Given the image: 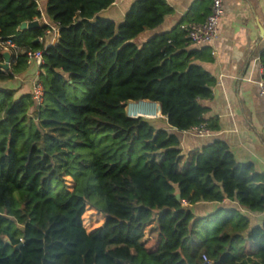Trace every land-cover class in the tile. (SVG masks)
<instances>
[{"label": "trees", "instance_id": "16d2710c", "mask_svg": "<svg viewBox=\"0 0 264 264\" xmlns=\"http://www.w3.org/2000/svg\"><path fill=\"white\" fill-rule=\"evenodd\" d=\"M115 0H48L59 24L39 79L44 101L0 89V264H264V222L241 210L199 217L202 203L236 202L264 213V174L216 140L183 153L178 133L207 124L215 79L180 25L136 40L172 13L166 0H137L122 24L100 17ZM37 0H0V40L20 50L8 82L31 65L48 28ZM260 61L264 71V51ZM4 62L0 46V64ZM160 107V120L131 119V103ZM174 130V131H173ZM66 178L74 182L69 190ZM185 204V205H184ZM87 205L106 217L87 233ZM156 224V237L146 228ZM22 240V241H21ZM20 246V249L18 247Z\"/></svg>", "mask_w": 264, "mask_h": 264}, {"label": "crops", "instance_id": "0c3cea01", "mask_svg": "<svg viewBox=\"0 0 264 264\" xmlns=\"http://www.w3.org/2000/svg\"><path fill=\"white\" fill-rule=\"evenodd\" d=\"M48 0H37L46 19L45 8ZM137 0H115V3L100 14V17L115 22L118 26ZM172 13L158 28L142 34L136 42L144 44L156 35L170 33L180 24L202 23L211 12L212 0H166ZM224 15L219 26V38L212 46L190 45L188 50L206 48L210 61L198 62L214 79L212 99L204 102L207 113L204 120L216 129L211 136L198 138L191 132L178 133L183 153L220 140L228 144L239 164H252L255 171L264 174V98L260 95L259 83L264 80L260 61L264 51V0H225ZM40 27L43 21L37 20ZM59 35H48L40 39L44 46H55ZM215 52V55H212ZM38 68L31 61L29 69L8 82H0V88L17 91V98L32 94ZM156 107V106H155ZM153 105L150 118H160L161 112ZM155 108V109H154ZM160 127H167L162 117ZM207 126V124H204ZM174 131V130H173ZM219 209L241 210L248 216L251 225H262L264 213L250 214L236 203H202L193 207L199 216H206Z\"/></svg>", "mask_w": 264, "mask_h": 264}, {"label": "built area", "instance_id": "2783aa9c", "mask_svg": "<svg viewBox=\"0 0 264 264\" xmlns=\"http://www.w3.org/2000/svg\"><path fill=\"white\" fill-rule=\"evenodd\" d=\"M224 1L225 0H212L211 12L204 22L185 23L180 25V29L185 32V38L189 41L190 44L198 47H205L212 46L218 40L219 26L224 15ZM40 21H43V25L48 28V30L46 31L48 35H59V24H53L46 19H40ZM0 46L3 53L9 52L11 54L10 65L12 66V64L17 61L20 54L18 46L12 38L0 40ZM48 48L49 46H45V48L42 50L28 53V55L31 57V60L34 61L38 68L32 90V97L37 106H41L44 101V88L39 79V76L41 74V67L44 65L45 57L48 55ZM212 55H215V52H212ZM259 88L260 95L264 98V80L259 83ZM188 132H191L198 138H206L211 136V131L204 124ZM203 259L206 264H211L207 256H204Z\"/></svg>", "mask_w": 264, "mask_h": 264}, {"label": "rangeland", "instance_id": "374dc122", "mask_svg": "<svg viewBox=\"0 0 264 264\" xmlns=\"http://www.w3.org/2000/svg\"><path fill=\"white\" fill-rule=\"evenodd\" d=\"M138 43V42H137ZM1 84V83H0ZM2 89V88H0ZM149 103V102H148ZM131 104H136L138 105V103H131ZM131 104L126 108L127 114H131L130 110H131ZM155 107V106H154ZM157 109V107H155ZM154 108V109H155ZM139 117V115H137ZM148 120L151 121V123L156 124L158 123L162 117L160 118H147ZM66 181L68 183L69 186V190L72 191L73 187H74V182L71 178H66ZM198 212V211H196ZM195 212V214L199 217H204V216H199V214H197ZM86 218L84 219V228L86 229L87 233H91L92 231L96 230L97 228L101 227L105 221H106V217L97 212L93 207L87 205L86 207ZM157 233H156V224H150L147 228H146V240H150L154 237H156Z\"/></svg>", "mask_w": 264, "mask_h": 264}, {"label": "water", "instance_id": "95a60500", "mask_svg": "<svg viewBox=\"0 0 264 264\" xmlns=\"http://www.w3.org/2000/svg\"><path fill=\"white\" fill-rule=\"evenodd\" d=\"M40 28V24L39 22L36 20L34 22H31V23H23L20 27V31H26V30H35V29H38ZM261 32H262V35L264 36V33H263V29H261ZM40 40H37L35 41V44L36 43H39ZM3 57H4V63L0 64V70L8 73L10 72L11 70V54L9 52H5L3 53ZM140 103H143V102H140ZM139 103V104H140ZM150 103V102H149ZM150 104H153V105H156V106H159L158 104L156 103H150ZM130 116V114L128 115V117ZM131 118V117H129ZM137 118H144L142 116H139ZM137 118H131V119H137ZM147 119V118H145ZM18 249H20V246L18 247Z\"/></svg>", "mask_w": 264, "mask_h": 264}, {"label": "bare ground", "instance_id": "6f19581e", "mask_svg": "<svg viewBox=\"0 0 264 264\" xmlns=\"http://www.w3.org/2000/svg\"><path fill=\"white\" fill-rule=\"evenodd\" d=\"M156 106V105H154ZM159 108V106H156ZM153 109V104H150L148 102H143L138 105L132 104L131 105V110H130V116L133 118H137L139 116H142L144 118H150L149 115L151 114ZM160 110V108H159Z\"/></svg>", "mask_w": 264, "mask_h": 264}]
</instances>
